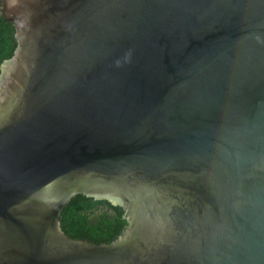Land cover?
<instances>
[{"label":"water","instance_id":"95a60500","mask_svg":"<svg viewBox=\"0 0 264 264\" xmlns=\"http://www.w3.org/2000/svg\"><path fill=\"white\" fill-rule=\"evenodd\" d=\"M0 264H264V0H0ZM76 195L109 244L66 236Z\"/></svg>","mask_w":264,"mask_h":264},{"label":"trees","instance_id":"16d2710c","mask_svg":"<svg viewBox=\"0 0 264 264\" xmlns=\"http://www.w3.org/2000/svg\"><path fill=\"white\" fill-rule=\"evenodd\" d=\"M14 27L0 16V66L9 60L16 47ZM120 207L105 200L74 196L61 211L59 222L62 232L72 239L93 244H109L122 233L127 222L122 219Z\"/></svg>","mask_w":264,"mask_h":264}]
</instances>
